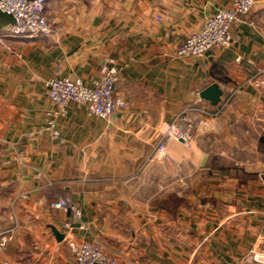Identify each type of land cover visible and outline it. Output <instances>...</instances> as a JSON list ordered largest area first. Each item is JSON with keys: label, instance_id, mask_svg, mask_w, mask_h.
I'll use <instances>...</instances> for the list:
<instances>
[{"label": "crops", "instance_id": "crops-1", "mask_svg": "<svg viewBox=\"0 0 264 264\" xmlns=\"http://www.w3.org/2000/svg\"><path fill=\"white\" fill-rule=\"evenodd\" d=\"M229 2L46 0L52 31L36 39L10 36L12 18L0 13V236L13 216L18 224L0 264H74L54 229L97 242L123 264H250L254 253L264 256V0L233 26L228 48L202 59L175 54ZM107 59L124 66L115 94L126 109L102 120L71 105L58 139L37 136L52 108L43 82L89 86ZM212 84L216 103L200 97ZM229 98L215 120L202 113ZM180 112L190 146L168 141L166 156L144 167ZM66 197L84 230L65 231L68 213L49 209Z\"/></svg>", "mask_w": 264, "mask_h": 264}, {"label": "built area", "instance_id": "built-area-1", "mask_svg": "<svg viewBox=\"0 0 264 264\" xmlns=\"http://www.w3.org/2000/svg\"><path fill=\"white\" fill-rule=\"evenodd\" d=\"M45 2L46 0H0V13L12 18L8 28L9 35L28 39L48 36L52 26L44 14ZM255 4L256 0H230L225 8L217 10L207 18L199 30L185 38L177 47L176 56L202 59L212 50L228 48L232 42L233 26L248 15ZM123 68L124 66L114 59L105 60L99 66L97 76L89 86L79 79L72 80L66 77L45 80L43 82L45 94L52 108L45 112L43 127L36 132V135L41 137L49 134L52 138L58 139L60 137L59 123L67 117L71 105L81 106L87 115L102 120L110 119L118 110H125L127 104L115 94ZM229 101L230 98L224 101L221 108L215 112L203 111L202 113L209 120H215ZM189 127L185 112H180L166 125L154 152L145 160L143 166L164 158L168 141H177L184 147H189L192 140ZM203 128L209 130L210 126L204 123ZM39 178L40 175H37V179ZM178 182L181 189L185 191L187 187L184 186V178H180ZM24 198L27 196L21 195L15 202ZM48 207L53 211L68 213V220L63 225L65 231L69 232L74 225L78 230L85 229L81 210L70 198H61L50 203ZM14 223L12 229L0 236V252L13 238V232L18 227L17 221ZM64 241L74 264H123L118 258L105 253L97 242H77L67 234L64 236ZM250 264H264L263 253H254Z\"/></svg>", "mask_w": 264, "mask_h": 264}, {"label": "water", "instance_id": "water-1", "mask_svg": "<svg viewBox=\"0 0 264 264\" xmlns=\"http://www.w3.org/2000/svg\"><path fill=\"white\" fill-rule=\"evenodd\" d=\"M220 92L216 84H212L205 88L201 93L200 97L204 100L216 103L219 101ZM53 234L58 242H61L64 239V235L58 232L57 230H53Z\"/></svg>", "mask_w": 264, "mask_h": 264}, {"label": "rangeland", "instance_id": "rangeland-1", "mask_svg": "<svg viewBox=\"0 0 264 264\" xmlns=\"http://www.w3.org/2000/svg\"><path fill=\"white\" fill-rule=\"evenodd\" d=\"M12 221H14L15 222V219H14V216L12 217ZM67 246V245H66ZM68 251V250H67ZM69 262H71V260L69 259L68 260Z\"/></svg>", "mask_w": 264, "mask_h": 264}]
</instances>
